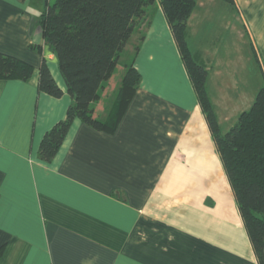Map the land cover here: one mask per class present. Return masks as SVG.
Segmentation results:
<instances>
[{
    "label": "crops",
    "instance_id": "1",
    "mask_svg": "<svg viewBox=\"0 0 264 264\" xmlns=\"http://www.w3.org/2000/svg\"><path fill=\"white\" fill-rule=\"evenodd\" d=\"M44 6L0 0V54L33 68L0 78V264H258L158 0L124 47L140 81L114 132L75 119L50 163L39 159L72 103L37 22ZM235 21L253 59L232 45ZM186 39L226 132L264 81V0H198ZM42 60L60 98L38 88Z\"/></svg>",
    "mask_w": 264,
    "mask_h": 264
},
{
    "label": "trees",
    "instance_id": "2",
    "mask_svg": "<svg viewBox=\"0 0 264 264\" xmlns=\"http://www.w3.org/2000/svg\"><path fill=\"white\" fill-rule=\"evenodd\" d=\"M197 1L158 0V3L211 132L257 262L264 264V81L249 109L222 132L206 89L207 69L194 59L186 39L187 22ZM222 1L233 5V0ZM153 2L45 0L37 22L72 103L64 118L43 135L38 147L41 161L50 163L75 119L97 131L114 132L140 81V74L132 64L125 65L104 119L95 116V107L101 105L102 92L108 91L104 84L112 80L121 52L144 20L145 8ZM32 72L29 64L0 54V78L27 80ZM38 74L40 91L55 98L63 95L45 60Z\"/></svg>",
    "mask_w": 264,
    "mask_h": 264
},
{
    "label": "rangeland",
    "instance_id": "3",
    "mask_svg": "<svg viewBox=\"0 0 264 264\" xmlns=\"http://www.w3.org/2000/svg\"><path fill=\"white\" fill-rule=\"evenodd\" d=\"M50 3L53 2V0H48ZM235 27H236V32H235V37L233 38V46L234 47H239V52L241 55H248V56H251L252 58V54H251V51L249 50L248 48V45H247V42L244 38H241L238 36L239 33L237 31H242V25L235 21ZM133 39V38H132ZM229 43H230V39H229ZM230 47V46H229ZM235 54V53H234ZM135 58V53L131 50H127V48H125L121 54H120V57L118 59V63H117V66H116V69H115V72L113 74V77H112V80L109 82V83H106L104 84L105 85V88L108 89V91L110 92L109 93V98H108V102L105 101V98L103 97L101 99V105L104 107L106 106L107 104L111 103L115 97V92H116V85L119 84V80L121 78V76L124 74V68H125V65H131L133 60ZM253 59V58H252ZM253 65V64H252ZM113 90V91H112ZM212 100L214 102V91L212 92ZM109 100H112L111 102H109ZM213 104V103H212ZM213 108H214V105H213Z\"/></svg>",
    "mask_w": 264,
    "mask_h": 264
}]
</instances>
